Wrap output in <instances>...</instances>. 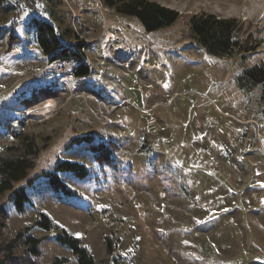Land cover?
I'll return each instance as SVG.
<instances>
[{"label":"rangeland","instance_id":"obj_1","mask_svg":"<svg viewBox=\"0 0 264 264\" xmlns=\"http://www.w3.org/2000/svg\"><path fill=\"white\" fill-rule=\"evenodd\" d=\"M155 1L179 16L146 31L103 0H3L11 9L0 11V155L21 154L32 138L40 151L14 183L26 186L24 210L15 209L10 190L0 193L8 212L0 246L31 226L28 233L42 238L41 264H78L56 239L61 229L106 264H264L260 88L235 83L264 63V0ZM199 12L239 19L254 49L207 54L188 26ZM34 18L68 29L87 74H73L75 55L43 54ZM37 89L36 101H21ZM89 135L101 147L97 158ZM60 160L88 170L59 173L70 193L53 190L43 175ZM39 212L51 228L35 225Z\"/></svg>","mask_w":264,"mask_h":264},{"label":"trees","instance_id":"obj_2","mask_svg":"<svg viewBox=\"0 0 264 264\" xmlns=\"http://www.w3.org/2000/svg\"><path fill=\"white\" fill-rule=\"evenodd\" d=\"M108 7H114L117 12L135 16L146 31L158 30L171 25L179 16V12L173 8L163 5L155 0H103ZM11 9L10 4L3 3L0 0V11ZM34 35L36 41L43 52L51 61L60 58H67L72 55L79 57L76 59L78 64L73 68V74L76 76L87 74V66L83 63L79 47V42H69L70 35L68 29L63 32H57L56 28L45 20L34 18ZM189 30L194 42L202 47L207 54L216 56H231L234 53H247L254 49L251 37L243 35L242 24L239 19L233 16H221L214 12H199L190 16L188 22ZM72 31V30H71ZM10 37L14 31L9 32ZM75 37L74 32H72ZM235 83L244 91L259 86L262 111L264 113V63L258 62L245 68L235 78ZM40 90L42 88H39ZM39 92L33 90L28 97H23L21 101L29 104L36 101ZM86 136V141L90 142V148L93 149L95 157H99L96 152L100 149L98 145L91 143L92 138ZM77 140V139H76ZM76 140H73L76 141ZM107 147V146H106ZM103 149L104 146H102ZM110 151L109 146L106 149ZM40 148L32 138L26 140L23 151L16 156L0 155V193L11 191L10 200L15 209L19 212L24 210V205L29 201L26 192V186L14 187V183L27 176L28 170L34 165V158L38 155ZM61 172H71L72 174L84 177L88 174L87 167L80 162L72 160H60L56 162L51 171L44 172L48 178L50 187L55 191L70 193V188L59 177ZM32 180H28L27 185H31ZM40 218L35 222L45 229L52 227L50 219L43 212H39ZM8 217L6 208L0 205V225L5 224L4 220ZM31 226H26L19 230L13 238L0 246L3 255H0V264H41L36 259L39 256V243L41 237L31 235L29 232ZM56 239L61 244L67 245L77 259L78 264H106V261H96L86 246L81 244L78 237L61 229L56 234ZM107 250L111 251V245L107 240ZM22 247V256L14 255L13 251ZM5 252V253H4ZM60 260H54L51 264H58Z\"/></svg>","mask_w":264,"mask_h":264},{"label":"bare ground","instance_id":"obj_3","mask_svg":"<svg viewBox=\"0 0 264 264\" xmlns=\"http://www.w3.org/2000/svg\"><path fill=\"white\" fill-rule=\"evenodd\" d=\"M111 36H112V35H111V32L108 31V35H107V38H106V39L109 40V39L111 38ZM115 51L118 52V47L116 48ZM117 56L120 57V56H122V54H117ZM47 101H48V102H47L48 104H51V102H50L51 100H50V99H48Z\"/></svg>","mask_w":264,"mask_h":264}]
</instances>
